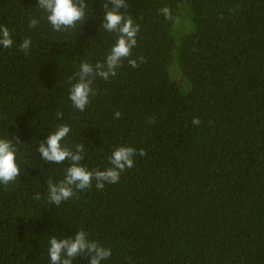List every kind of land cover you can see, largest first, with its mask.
I'll return each mask as SVG.
<instances>
[{
    "label": "trees",
    "instance_id": "obj_1",
    "mask_svg": "<svg viewBox=\"0 0 264 264\" xmlns=\"http://www.w3.org/2000/svg\"><path fill=\"white\" fill-rule=\"evenodd\" d=\"M84 2L85 22L56 31L37 0H0L13 40L0 46V138H19L21 170L0 184V264H51L50 237L79 230L111 249L101 264H264V0H125L136 45L80 111L67 78L102 63L117 35L101 26L108 0ZM58 125L70 128L63 146L84 145L87 170L111 167L120 146L137 150L134 166L50 203L49 180L70 164L36 149Z\"/></svg>",
    "mask_w": 264,
    "mask_h": 264
},
{
    "label": "clouds",
    "instance_id": "obj_2",
    "mask_svg": "<svg viewBox=\"0 0 264 264\" xmlns=\"http://www.w3.org/2000/svg\"><path fill=\"white\" fill-rule=\"evenodd\" d=\"M36 7L46 14V19L54 30L61 31L74 28L79 21L85 22V10L88 9V4L84 0H37ZM102 7L104 13L101 26L108 32L116 33V40L102 63L97 62L92 65L87 61H81L79 71L67 78L69 99L80 111H83L89 103V96L96 94L92 88L93 80L97 76L104 80L115 76V69L121 66L125 58L130 57L131 49L136 45L135 36L139 30L138 25L134 26L132 18L120 11L127 8L125 0H108ZM159 11L165 19H172L168 7H163ZM38 23L37 19L32 18L29 20V27L35 28ZM12 44L9 29L6 26H0V46L10 48ZM30 45L31 39L28 37L23 39L19 47L27 55ZM140 61L143 62V57H140ZM128 63L133 68L138 67L135 59H129ZM120 115L121 113L116 111L114 118L119 119ZM150 123H154V120ZM192 124L199 125V117H193ZM69 132V126L58 125L54 131L48 133L36 149L44 162L59 164L69 161L70 166L65 169L64 179L58 183H53L51 180L48 182V199L56 206L73 197L74 188L84 190L91 187L93 179L96 181L97 189L103 188L105 182L110 184L119 182L120 173L134 166L133 156L137 154V150L133 147H117L109 157L111 167L105 170L89 171L80 163L85 152L82 143H78L75 150L61 144ZM13 141L20 142L19 138H0V184L5 186L15 182L21 171L16 163L17 148ZM145 154L143 149L139 150V155ZM35 198L39 199V194H36ZM49 244L48 255L51 264H72L73 259L82 253L88 254L89 264H101L103 260L111 256L110 248L88 240L83 230L77 231L74 236L61 239L52 236Z\"/></svg>",
    "mask_w": 264,
    "mask_h": 264
},
{
    "label": "rangeland",
    "instance_id": "obj_3",
    "mask_svg": "<svg viewBox=\"0 0 264 264\" xmlns=\"http://www.w3.org/2000/svg\"><path fill=\"white\" fill-rule=\"evenodd\" d=\"M175 66H176V64L173 63V65L171 66V68H172V67H175ZM171 68L169 69L170 73H172V69H171Z\"/></svg>",
    "mask_w": 264,
    "mask_h": 264
}]
</instances>
